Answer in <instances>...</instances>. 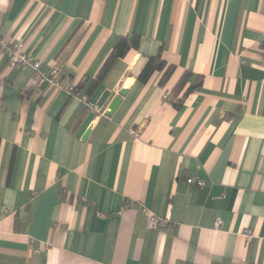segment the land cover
Wrapping results in <instances>:
<instances>
[{
    "label": "crops",
    "instance_id": "crops-1",
    "mask_svg": "<svg viewBox=\"0 0 264 264\" xmlns=\"http://www.w3.org/2000/svg\"><path fill=\"white\" fill-rule=\"evenodd\" d=\"M0 40L109 92L82 139L85 105L0 47V264H264V0H0Z\"/></svg>",
    "mask_w": 264,
    "mask_h": 264
},
{
    "label": "built area",
    "instance_id": "built-area-1",
    "mask_svg": "<svg viewBox=\"0 0 264 264\" xmlns=\"http://www.w3.org/2000/svg\"><path fill=\"white\" fill-rule=\"evenodd\" d=\"M0 47L6 54L8 62L11 66L20 69L32 70V77L36 84L47 82L54 88L65 92L69 97L78 98L90 111V113L94 114V116L100 114L101 109H97V106L94 102L89 101L86 96L80 98V92L76 90V87L71 82L62 79L61 70L59 67L54 66L47 70H42L41 62L34 57L21 52L19 46L0 40ZM186 183L197 187H201L203 185L202 180H195L192 178L187 179ZM133 205L134 202H131L130 206L133 207ZM142 213L147 217L148 221L153 226L162 227L166 222V220L157 218L145 208H142ZM221 224V220H217L216 227H219ZM244 236L247 242H250L253 239V234L249 230H245Z\"/></svg>",
    "mask_w": 264,
    "mask_h": 264
},
{
    "label": "trees",
    "instance_id": "trees-1",
    "mask_svg": "<svg viewBox=\"0 0 264 264\" xmlns=\"http://www.w3.org/2000/svg\"><path fill=\"white\" fill-rule=\"evenodd\" d=\"M135 38L136 37H131L130 39L119 38L117 40L110 57L108 58V60L106 61V63L102 67V69L100 70V72L98 74V78H101L105 74V71L107 70V68L109 67L110 63L113 60H115L116 58L123 57L129 49L136 47L138 40ZM164 69H165V71L163 73V76L161 77L160 84H162L164 81H166L168 79V77L173 72L174 67L173 66H166L165 62L161 59L160 54L156 55L155 57H150V58H148L145 66L143 67L140 74L138 75L137 81H139L141 83H145L148 81V79L151 77V75L154 72H161ZM189 76H190V73H185L183 75V77L179 81V84H178L179 87L187 81ZM200 79L201 78L198 77L197 82H200ZM192 89H193V87H190L187 90V93L190 92ZM76 90L78 92H80L78 86H76Z\"/></svg>",
    "mask_w": 264,
    "mask_h": 264
},
{
    "label": "water",
    "instance_id": "water-1",
    "mask_svg": "<svg viewBox=\"0 0 264 264\" xmlns=\"http://www.w3.org/2000/svg\"><path fill=\"white\" fill-rule=\"evenodd\" d=\"M126 93L125 90H121L119 92V95H124ZM109 96V92H104L103 95L101 96V98L99 99V101L97 102L96 106H97V109H101L104 102L106 101V99L108 98ZM120 103V98L118 97H115L112 99V101L110 102L109 106H108V110H107V113L110 115L112 114L115 109L118 107ZM94 118V114H90L89 117L85 120V122L83 123L81 129H80V132H79V136L82 135V139H84L88 134H89V124H90V121Z\"/></svg>",
    "mask_w": 264,
    "mask_h": 264
}]
</instances>
